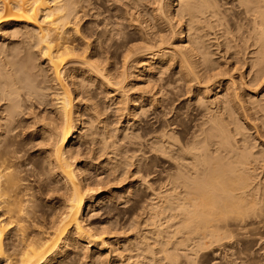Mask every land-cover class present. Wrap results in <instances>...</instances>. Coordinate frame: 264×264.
<instances>
[{
  "label": "bare ground",
  "instance_id": "6f19581e",
  "mask_svg": "<svg viewBox=\"0 0 264 264\" xmlns=\"http://www.w3.org/2000/svg\"><path fill=\"white\" fill-rule=\"evenodd\" d=\"M114 1L117 0H112L111 3ZM121 1L123 6H116L115 11L108 14L111 9L107 12L105 7L106 12L104 10L100 12L99 8L96 9L98 5L95 6L92 0H0V264H59L58 261L66 255L67 251L77 246L83 250L94 247V251H100V258L105 259L108 264L118 262L119 264H135L136 262L138 264H196L197 258L206 256L210 249L215 251L223 247L226 242L237 243L239 238L242 239L241 237L250 241V234L264 231V176L262 173L260 176V170L259 175L256 174L258 168L264 169V134L261 135L258 128L256 129L254 141L257 144L249 143L253 141V138L251 137L252 140L248 141L246 139L249 138L248 133L246 138L241 136V140L234 138L236 134L243 135L245 128L242 125L245 121L248 123L251 121L247 117L249 116L247 110L251 108L255 110L262 105L258 102L259 97L258 100L256 99L257 102L248 99L251 105L248 107L246 106L248 100L244 98L250 91L251 93L264 92V0H237L240 7H243L244 14H241L247 18L248 26L245 27L246 35L241 32L242 43H237L238 40H236V44L235 42L233 44L230 37L225 36L227 31H223L221 35L225 37L223 43L213 41L216 43H212L216 49L211 48L218 50L216 54L222 51L223 54L221 53L220 56L228 59L225 63L223 62L225 65L227 61L230 62L229 58L233 59L232 57H235L233 55L241 53L235 57L233 65L225 68L224 64L222 67L221 62L214 59V49L209 48L212 44L209 42L207 45L208 39L204 38L208 34L205 31L207 36H204L203 32V29L208 27L206 25L210 27L219 20L220 25L224 26L221 24L223 18L222 12L219 11L221 10L219 0ZM105 13L108 15L101 18ZM89 17L98 19V21L95 20L97 21L95 27L91 21L89 23ZM202 24L206 27L202 28ZM8 26L14 27L10 34L3 31ZM200 28L204 34L199 31ZM9 37L14 39L7 43L5 39ZM111 46L114 48L113 51L109 50V48L112 49ZM239 46L240 48L236 49ZM247 49H249V57L246 54ZM20 53L25 70L30 68L29 64L34 65L35 59H38V63L40 61L43 75L47 76L44 80L47 84L41 83L42 77V81L37 80V82L45 85L39 87L40 84H36L34 77L32 78L27 70L23 78L19 77L18 73L22 69L18 64ZM245 54L247 57L243 58ZM238 63L240 66H237ZM173 71L184 80L187 87L193 86L198 89L197 95L206 97L215 89L210 87L212 84L215 85L214 83L218 82L217 86H219L220 82L225 81L221 90L217 88L220 92L216 90L217 94L215 93L212 99L203 101L205 113L202 115L205 118L202 124L206 127L202 129L209 133L204 132L205 136L201 137L202 139L196 137L198 140L193 141V139L190 145L184 141L182 143L179 139L178 141L182 144L176 143L177 147L169 137L165 136L166 134L157 136L156 146L150 148L170 152L174 146L176 156L173 150L171 152L175 160L181 161L177 160L174 173L171 169L172 173L167 170L170 174L167 173L165 184L162 186L159 184L164 188L163 191H160L162 188L158 187L160 190L156 189L157 191L154 192L153 186L147 184L151 187L150 197L152 195L154 197H151L153 200L148 198L151 201L146 198L147 202L139 205L141 207L138 206V209L142 211L141 214L145 216L138 212L140 217L136 212L137 209L134 210L136 214L132 213L133 208L130 207L129 214L132 217L128 214L131 218L127 222L130 221L128 229L129 224L126 223L127 226L122 227L124 230L120 229L121 231L118 232L117 230L112 232L106 225L101 229L91 226L86 223L85 209L94 203L97 197L105 196L106 192L110 194L113 189L99 187L100 182V184L94 183L96 184V187L93 185L94 188L89 181L91 186L86 182L87 178L84 174L86 169H84L85 166L82 168L77 164L79 148L76 150L73 147L74 143L79 142L80 146L89 148L90 152L96 154L92 159L97 161L102 154L100 152L105 149L107 151V148H111L109 152L114 155V158L122 157V152H116L118 145L115 142L116 139L112 138L114 132H110V123L108 124L106 118L108 116H104V111L108 112L111 108L117 114L115 116L118 117L116 118L119 123L120 121L125 123L130 120L136 121L139 118L137 119L135 115H139L140 120H145V125L143 123V127L139 129L144 133L149 131L146 124L151 115L157 122L156 125L163 124L165 116H160L159 110L161 103L165 101L163 96L167 95V93L162 94L163 90L165 87L168 88L169 84L165 73L169 77ZM236 71H238L237 79L234 77ZM164 77L165 82H163ZM246 77H248L247 80ZM175 81H178L177 78ZM44 89L47 90L46 93ZM100 93L103 94L101 98H104L103 103L100 100L102 105L97 98L101 95ZM25 100L30 105L38 103L44 108L43 113L39 111L41 115L34 113L30 115L31 120L29 119L32 127L30 133L40 136L43 143L41 146H44L42 151L40 150V156L43 157V160H40L43 161L44 167L38 164L37 168L36 166L34 168L38 172L40 169L44 175L42 186L46 188L45 193L48 195L44 196L48 198L51 193H57L56 197H60L59 202L56 200L58 203H52L53 200L49 198L48 201L46 198L48 213L44 214V217H41L38 206L32 198L33 194L29 191L31 187L29 188L27 185L29 182H26L29 177L23 178L20 175L21 167L25 166L21 163V156L12 146L14 143H10L12 132L17 129L14 121H20L18 108L22 103L19 104V102H25ZM188 100L190 101V98ZM76 101L81 103L78 110L74 108ZM36 105L34 104V107ZM27 108L33 109L30 106ZM261 108L259 106L260 113L264 109ZM84 111L88 115L86 124L82 117ZM47 112L51 114L47 115ZM260 124L264 125V120ZM129 125H135V123L129 122ZM199 128L198 131L201 130ZM144 133L140 135L138 132L139 135L136 138ZM146 137L144 139L148 140L149 137ZM122 138L121 140H124ZM125 139L128 138L125 137ZM211 144L212 148H209ZM189 153L191 156H187ZM105 155L108 156L107 153ZM108 157L110 158V155ZM121 163L114 162L107 166L108 169L105 167L107 173L103 175L104 180H101L106 185L110 186V183L117 185L122 181L123 177L122 179L116 177L112 181L109 178L113 175L111 174L113 171H117ZM123 166L122 170H124ZM119 169L121 170L120 167ZM119 172H113L114 176ZM39 182L41 183V180ZM128 201L127 204L130 205ZM125 204L126 201L124 206ZM161 217L164 218V222L160 221ZM114 232L117 236L114 239L119 244L116 248H113L114 239L111 240ZM117 238H119L118 241ZM242 240L246 241V239ZM247 241L244 245L248 243ZM233 243L230 245L232 246ZM240 252L238 251L242 255V251ZM233 255L231 254V257ZM241 255L235 256L239 264L244 263L243 259H245L241 258ZM248 256H251L250 253ZM236 258H234L235 261ZM261 262L264 263V258L260 259ZM260 263L250 261L245 264ZM234 264L237 263L234 262Z\"/></svg>",
  "mask_w": 264,
  "mask_h": 264
},
{
  "label": "rangeland",
  "instance_id": "374dc122",
  "mask_svg": "<svg viewBox=\"0 0 264 264\" xmlns=\"http://www.w3.org/2000/svg\"><path fill=\"white\" fill-rule=\"evenodd\" d=\"M92 1H94V5L96 6V5H98V6H96V9L97 8H99L98 9V11H100L101 12V10H102V12H104L105 10V7L107 8V12H108V10H110L109 12H108V14L109 13H111V12H114L115 10V7L116 6H121L122 5V1L121 0H117V1H114V2H112L111 3V1L112 0H92ZM98 1V2H97ZM109 1H110V3H109ZM125 1V0H124ZM127 1H129V0H127ZM127 1H125V2H127ZM96 2V3H95ZM122 2V3H121ZM238 1L237 0H219L218 1V3L220 4V9L221 10H219V11H221L222 12V14H221V16H222V18L223 19H221L222 20V22L223 23H221V24H223L224 26H222V25H220V20H219V22H214L210 27H209V25H206L205 23V25L206 26H208L207 28H204V27H206L205 25L203 26V24L201 25V27L202 28H204L203 29V32L205 33V31L207 32V34H208V36H207V34L205 33H203L201 30H202V28H200V30L199 31H201V33L202 34H204V36H207V37H204L205 38V40H207L206 42H207V45L209 44V42H211V44L212 43H214V44H216V43H218V41H219V43H223L224 41V39H225V37H224V35L223 36H221L222 34H223V31L225 32V31H227V34L225 33V36L226 37H230L229 39L231 40V42L234 44V42H235V44H236V40H238V42L237 43H242L243 41L242 40H240V39H242L241 38V35L243 34V35H246V31H247V18H245L244 16L245 15H243L244 13L242 12V10H243V7L241 8L240 7V5H239V3H237ZM105 6H104V5ZM111 4H112V6H111ZM120 4V5H119ZM224 6H223V5ZM237 4V5H236ZM111 7H110V6ZM109 6V7H108ZM123 6V5H122ZM227 7V8H226ZM233 7V8H232ZM229 8H231V9H229ZM241 8V9H240ZM226 9H228V10H226ZM237 9V10H236ZM104 10V11H103ZM239 10V11H238ZM105 11V12H106ZM226 11V12H225ZM235 11V12H234ZM234 13V14H233ZM238 13V14H237ZM241 13H243V14H241ZM108 14H103L102 15V17L101 18H104V17H106ZM229 16H228V15ZM106 15V16H105ZM226 15V16H225ZM104 16V17H103ZM233 16V17H232ZM243 17H244V19H243ZM90 18V20H89V23H90V21H91V24L92 25H94V27H95V23L98 21V19H93V18H91V17H89ZM243 19V20H242ZM246 19V20H245ZM95 20H97V21H95ZM103 20V19H102ZM94 21V22H93ZM106 21V20H105ZM224 21H226V22H224ZM236 21V22H235ZM246 21V22H245ZM85 22V21H84ZM229 22V23H228ZM242 22V23H241ZM212 23V21L210 22V24ZM226 23V24H225ZM246 23V24H245ZM245 24V25H244ZM102 25V24H101ZM112 25H113V23H112ZM112 25H109V26H112ZM227 25V26H226ZM243 25V26H242ZM113 26H116V25H113ZM228 28V30H227V28ZM238 27V28H237ZM246 27V28H245ZM6 28V29H5ZM4 29H3V31H5L4 33H11L12 32V30H13V28L14 27H5ZM219 28V29H218ZM240 28V29H239ZM242 28V29H241ZM244 28V29H243ZM210 29V30H209ZM230 29V30H229ZM238 30V31H237ZM241 30V31H240ZM243 30V31H242ZM221 31H222V33H221ZM229 31V32H228ZM234 31V32H233ZM236 31V32H235ZM240 31V32H239ZM245 31V33H243ZM221 34H220V33ZM241 32H242V34H241ZM9 33V34H10ZM217 34H219V35H217ZM218 36H221V37H218ZM232 36V37H231ZM234 36V37H233ZM212 37V38H211ZM214 37V38H213ZM224 37V38H223ZM240 37V38H239ZM11 38V39H10ZM211 38V39H210ZM223 38V39H222ZM235 40H234V39ZM238 38V39H237ZM14 38H12V37H9V38H6L5 39V41L8 43V42H10V40H13ZM221 40V42H220V40ZM213 41H215V42H213ZM223 41V42H222ZM241 41V42H240ZM214 44H212L209 48H211V47H214L215 49H216V46L214 45ZM112 47V46H111ZM214 48H211V50H213ZM238 48H240V46L239 47H237L236 49H238ZM215 49L213 50L214 52V54H215V56H214V54L212 55V56H214L213 58L214 59H216V61L217 60H219V62H221V65H222V67H223V64L226 62V60H228V59H225V58H223L222 56H220L221 55V53L223 54V52L222 51H220V52H217V54H216V51H218V50H216L215 51ZM218 49H221V48H218ZM109 50H111V51H113L114 50V48L112 47V49L111 48H109ZM247 51V55H248V57H249V53H248V51H249V49H247L246 50ZM240 55H241V53H239ZM239 54L237 55H233V56H239ZM244 55L243 56V58H246L247 57V55ZM216 56H218V57H216ZM18 57H20L19 58V62H18V64L20 65V67L22 68L21 69V71H19V73H18V75H19V77L20 78H23L24 77V73H25V71L27 70V72H28V74L36 81V84H40L39 85V87L40 86H44L45 84H47V82L45 83L44 82V80L47 78V76L45 75H43L44 74V72L41 70V64H40V61H39V63H38V59H35L34 60V65H30L29 64V66H30V68L32 69H26L25 70V68H24V63H23V60H21V53H20V55L18 56ZM232 57V56H231ZM235 57H232L233 59H231V58H229V61L230 62H228L227 61V63H226V65L224 64V68L226 67V66H231V65H233V61L235 62ZM221 58V59H220ZM225 59V60H224ZM231 59V60H230ZM222 60V61H221ZM248 60H249V58H248ZM224 62V63H223ZM249 62V61H248ZM230 63V64H229ZM40 64V65H39ZM229 64V65H228ZM37 66V67H36ZM237 66H240V64L238 63L237 64ZM41 67V68H40ZM245 67H246V65L243 67V70L245 69ZM39 68V69H38ZM241 68V67H240ZM24 70V71H23ZM28 70H30L31 72H29ZM38 70H39V72H38ZM32 71L34 72V73H32ZM36 71V72H35ZM174 71H176V70H174ZM173 71V72H174ZM37 72L39 73V74H37ZM173 72L171 73V75H169V77L167 76V73H165L166 74V76L165 77H167V79L169 80V84L167 85L168 86V88H166L165 87V89L163 90V92L164 93H162L163 95L165 94L166 95V93H167V97L166 96H163V97H165L163 100H165L166 101V103H165V101L163 102V103H161L162 104V106H161V109L159 110V115L160 116H162V117H164L163 119H165L164 121L165 122H163V124H162V126H161V124H157L156 125V123L157 122H155L154 121V118H152V115L151 116H149L150 118H149V120L147 121V126H146V128H148L149 129V131H145V133L144 132H141L140 130V128H142L143 127V123H144V125H145V120L144 121H142L143 119H141L140 120V117H138L137 115H135L136 117H137V119L138 120H136V121H134V120H130L129 122H130V124H134L135 123V125H129V122L128 123H125L124 121H120V123L118 122V117L117 116H115V115H117L115 112H113V110L110 108V109H108L109 111L107 112L106 110L104 111V116H108V117H106L107 118V121H108V124L110 123V127H109V129L111 130L110 132L112 133V132H114V133H112L113 134V140H115V142H116V144L118 145V149H119V151H118V149L116 150V152H122L121 154H122V157H118V158H114L113 156L114 155H112V154H110L111 152H109V150H111V148L109 149V148H107V151H106V149L105 150H103V151H101L100 153H102L101 154V156H100V158H97L98 159V161L96 160V159H92V158H94L95 156H96V154L95 153H93V152H90V149L89 148H87L86 149V147L84 146V145H82V146H80V144H78L79 142H76V140L74 141V142H76V143H74V145H73V147L74 148H76V150L78 149L79 151H78V153H79V155L77 156V159H78V161H77V164L78 165H80L79 167H82V168H84V166H85V168L84 169H86V170H84V174L86 175V182L88 183V184H92V186L94 185H96V184H94V183H97V184H100V186L99 187H102V188H106V187H108L109 189L110 188H112L113 190H112V193L110 192V194H108L107 192L105 193V196L103 195L102 197L100 196V197H97L98 199H96L95 200V202L94 203H92L91 205H87L88 207H90V208H86L85 209V219H86V223H88V224H90L91 226H93V227H95V228H97V229H101V227L103 228V226L104 225H106L109 229H111L112 230V232H113V230H117V232L120 230V229H122V230H124V228H122V227H124V225L125 226H127L126 224H129L128 226H127V229H128V227L130 226V221H129V223H127L128 222V220H130L131 218H129V216H131L129 213L131 212L130 210H131V208H133L132 209V213L134 212V210H136V212H137V214L140 216V214H141V210H140V208L138 209V206L139 205H143L144 204V202L146 203L147 202V200H148V198L150 197V194H152V193H150L151 192V187L153 186V188H152V191H154V192H156L157 190L159 191L160 190V188L158 189V187H161L163 184H165V181L167 180V173H168V175L170 174V173H172V171H173V173L175 172L174 170H175V166L177 165V160H175V158H174V156H176L175 155V152L176 151H174L173 150V147L174 146H178L179 144L181 145L183 142L182 141H184V142H187V145H190L191 143H193V141H195V140H198V139H200L201 137H204L205 136V134H204V132L205 131H203V129H205V125H203L202 123H203V119L205 118L202 114H204L205 113V109H204V106H202L203 104H205L204 102H206V100H208V99H210L211 97L213 98L214 96H215V93L217 94V88L219 89V90H221V87H223V85H224V82L222 83V82H220V84H219V86H217L218 85V82L217 83H214L215 85H213L212 84V86H210V87H214L215 89H213L212 91H211V94H209V96L208 97H206V96H203V95H197V92H198V94H199V91H197L198 89H196V88H194L193 86H189V87H187L186 86V84H185V82H184V80L183 79H181L180 78V76L178 77V74H176V72H174V75H173ZM31 73V74H30ZM237 73H238V71H236V73L234 72V77L237 79ZM41 74V75H40ZM38 75H40V76H38ZM173 75V76H172ZM36 76H37V78H36ZM39 77H41V79L39 80ZM42 77H43V81H42ZM164 77V80H163V82H165L166 81V78ZM177 78V80L179 81H175L176 80V78ZM170 78V79H169ZM181 79V80H180ZM202 79V78H201ZM248 79V77H246V80ZM37 80L38 81H42L41 83H45V84H41V83H39V82H37ZM167 80V81H168ZM171 80V81H170ZM182 81V82H181ZM172 82V83H171ZM174 82V83H173ZM174 84V85H173ZM223 84V85H222ZM176 85H178V86H180V87H178V86H176ZM166 86V85H165ZM170 86V87H169ZM217 86V87H216ZM178 87V88H177ZM181 91H180V90ZM194 91H193V90ZM196 89V90H195ZM188 90H189V92H188ZM217 90V91H216ZM44 92L46 93L47 92V90L46 89H44ZM213 92V93H212ZM218 92H220V91H218ZM191 93V94H190ZM194 93V94H193ZM262 93H264V92H257V93H251V91H250V93L249 94H245L246 96H245V98L244 99H246V100H248V99H251V100H258V98H259V103H261L262 105H259V106H261L262 108H264V95H262ZM101 95H99L97 98H99V101L101 100L102 101V103H103V101H104V98L102 97L101 98V96H103V94L102 93H100ZM214 94V95H213ZM191 95V96H190ZM196 95V96H195ZM250 95V96H249ZM176 96V97H175ZM185 96V97H184ZM190 96V97H189ZM199 97V99H198V97ZM201 96H203L202 97V99H200L201 98ZM252 96H253V99H252ZM256 96V97H255ZM190 98V101L188 100L189 98ZM251 97V98H250ZM255 97V98H254ZM211 98V99H212ZM98 100V99H97ZM198 100H199V102H198ZM257 100H256V102H257ZM24 101V100H23ZM19 102V104H21L20 106H19V108H18V117L20 118V121H14V126L17 128V129H15L13 132L14 133H16V134H14L13 132H12V136H11V142L10 143H14L12 146L15 148V149H17L18 150V152H19V155L21 156V163H23L22 165H25V166H22L21 167V171H22V173L20 172V175H21V177H23V178H28L29 180H27L26 179V182L28 183L29 182V184H27L28 185V187L30 188L31 187V189H33L32 191H31V189L29 190L32 194H33V199L35 200V202H36V205L38 206V210L40 211L39 213H40V215H41V217H44V214H46V213H48L47 212V210H48V202H47V200L49 201L50 199H51V201L53 200V202L52 203H58L59 202V200H60V197H56V194L57 193H51L50 195H49V197L47 198V197H45V196H48V195H46V193L45 192H47V190H46V188L45 187H43L42 186V183H43V177H44V175H43V173H41L40 172V169H38L39 170V172L34 168L36 165H38V166H43L44 167V163H42L43 161H41V160H43V157L42 156H40L41 154H40V150L42 149V148H44V146H41L43 143H41L42 141H41V138H40V136H35V135H33V134H31L30 133V131H31V126H30V115H32V114H36V115H39V113H40V115L43 113V110H44V108H42L38 103H34L35 105L36 104H38V106H40V107H38L37 105L34 107V104L33 105H30V103L28 102V101H26L25 100V102ZM101 101H100V105H102L101 104ZM203 102V103H200V102ZM196 102H198V103H196ZM249 104H248V103ZM79 103V104H78ZM246 103H247V105L246 106H250L251 107V105H250V102H249V100L248 101H246ZM29 104V105H28ZM78 104V105H77ZM168 104V105H167ZM179 104V105H178ZM28 105V106H27ZM75 109L76 110H78L77 108H78V106H80L81 105V103L80 102H75ZM200 105V106H199ZM33 107V109H30V108H27V107ZM248 106V107H249ZM259 106L258 107H256L255 108V110H254V108L252 109H248L247 110V115H249V116H247V117H249L250 119H251V121H250V123H248L247 121H245V123H244V125H242V127L244 126V130H245V132H243L244 134V136L243 135H241V134H236V135H234V138H238V139H240V137L241 138H246V134H247V137H249V138H246V139H248V141L249 140H252V138H253V141H249V143H256L257 144V142H255L254 141V136H255V133H256V129L258 128V132L262 135V134H264V132H262L261 133V131H264V125H261L260 123H261V121L262 120H264V119H262V117H264V116H262V115H264V113H262V112H264V109H262L261 111V113H260V110H259ZM168 107V108H167ZM22 108V109H21ZM38 108V110H36ZM40 108V109H39ZM24 109H25V111H24ZM42 109V110H41ZM168 109V110H167ZM199 109V110H198ZM257 109V110H256ZM29 110V111H28ZM167 110V111H166ZM251 110H253L252 112H251ZM33 111V113H31V112ZM37 113H36V112ZM39 111H41V112H39ZM47 111L49 112V109H47ZM163 111V112H162ZM204 111V112H203ZM249 111H250V114H249ZM256 111V112H255ZM23 112V113H22ZM46 113L47 115H50L51 113ZM160 112H161V114H160ZM165 112V113H164ZM203 112V113H202ZM24 113H26V114H24ZM167 113V114H166ZM170 113V114H169ZM252 113V114H251ZM258 114V115H256V114ZM114 114V115H113ZM137 114H139V113H137ZM166 114V115H165ZM200 115V116H199ZM202 115V116H201ZM255 115V116H254ZM261 115V116H260ZM21 116V117H20ZM166 116H167V118H166ZM259 116H260V118H261V121L259 122V120H260V118H259ZM26 117H28V118H26ZM83 121L85 122V124L87 123V118H88V115L86 114V111H84V114H83ZM117 117V118H116ZM255 117V118H254ZM23 118V119H22ZM116 118V119H115ZM142 118V117H141ZM199 118V119H198ZM30 119V120H29ZM29 120V121H28ZM114 120V121H113ZM167 120H169V121H167ZM256 120V121H255ZM134 121V122H133ZM169 122L168 124H169V126H167L168 124H167V122ZM177 121V123H175ZM24 122V124H22ZM115 122V123H114ZM118 122V123H117ZM137 122V123H136ZM140 122V123H139ZM141 122H142V124H141ZM148 122H150L149 124H148ZM172 122V123H171ZM27 123H28V125H27ZM30 123V124H29ZM122 123V124H121ZM198 123V124H197ZM252 123V124H251ZM256 123V124H255ZM17 124V125H16ZM116 124V125H115ZM118 124V125H117ZM153 124H154V126H153ZM164 124H166V128L164 127ZM251 124V125H250ZM254 124V125H253ZM38 125V124H37ZM127 125V126H126ZM175 125V126H174ZM135 126V127H134ZM138 126V127H137ZM156 126V127H155ZM245 126H247V127H245ZM258 126V127H257ZM22 127V128H21ZM27 127V128H26ZM115 127L117 128V129H115ZM120 127V128H119ZM151 127V128H150ZM199 127H201V128H199ZM202 127H203V129H202ZM252 127H254V129L252 128ZM256 127V128H255ZM113 129V131H112V129ZM136 128L138 129V130H136ZM161 128V129H160ZM198 128L199 129H201V130H199L198 131ZM247 128V129H246ZM121 129V130H120ZM140 129V130H139ZM165 129H166V131H165ZM172 129V130H171ZM125 130H127V131H125ZM146 130V129H145ZM154 130V131H153ZM162 130V131H161ZM171 130V131H170ZM207 130V129H206ZM249 130H250V132H249ZM20 131V132H19ZM117 131V132H116ZM132 131V132H131ZM135 131H138L139 132V134L141 135L142 133H144L142 136H139V137H137L136 138V136H138L139 134H138V132L137 133H135ZM202 131V132H201ZM141 132V133H140ZM147 132H149V133H147ZM161 132V133H160ZM173 132H174V134H173ZM110 133V134H111ZM123 133H124V135H123ZM131 133V134H130ZM134 133V134H133ZM153 133H157V134H153ZM159 133V134H158ZM205 133H209L208 131H206ZM116 134V135H115ZM129 134V135H128ZM137 134V135H136ZM147 134H149V135H147ZM153 134V135H152ZM162 134H166L165 136L166 137H169V139H170V141L172 142V143H174V146L172 147V150H173V152H174V156H173V152H161V151H158V150H154V149H152V148H150L151 146H156V144H155V140H157L156 138H158L157 136H161ZM171 136H170V135ZM177 134V135H176ZM203 134V135H202ZM14 135H16V136H14ZM18 135V136H17ZM127 135V136H126ZM132 136V139H131V136ZM135 135V136H134ZM145 135V136H144ZM146 135H147V137H149L148 138V140L147 139H144L145 137H146ZM180 135V136H179ZM194 135V136H193ZM197 135V136H196ZM200 137H199V136ZM208 135V134H207ZM249 135V136H248ZM251 135V136H250ZM29 136V137H28ZM116 136V137H115ZM121 136H123V138H124V140H121ZM239 136V137H238ZM38 137V138H37ZM121 137V138H120ZM125 137L126 138H128V139H125ZM133 137H135V138H133ZM146 137V138H147ZM173 137H176V138H173ZM193 137V138H192ZM196 137H198V139H196ZM252 137V138H251ZM31 138V139H30ZM40 138V139H39ZM122 138V139H123ZM151 138V139H150ZM153 138H155V139H153ZM173 138V139H172ZM236 138V139H237ZM131 139V140H130ZM134 139H136V140H134ZM141 139V140H140ZM172 139V140H171ZM179 139H181V142H179L180 140ZM194 139V140H193ZM202 139V138H201ZM27 140V141H26ZM119 140V141H118ZM134 140V141H133ZM138 140V141H137ZM177 140V141H176ZM179 140V141H178ZM190 142H189V141ZM193 140V141H192ZM241 140V139H240ZM258 140H260L259 138H258ZM129 141V142H128ZM132 141V142H131ZM136 141V142H135ZM154 141V142H153ZM175 141V142H174ZM151 142H153V143H151ZM40 143V144H39ZM124 143V144H123ZM133 143V144H132ZM150 143H151V145H150ZM178 145H177V144ZM77 144V145H76ZM120 144V145H119ZM127 144V145H126ZM153 144V145H152ZM176 144V145H175ZM39 145H40V147H39ZM131 145V146H130ZM184 145H186V143L184 144ZM120 146V147H119ZM124 148V149H122V147ZM128 146V147H127ZM140 146V147H139ZM33 147V148H32ZM36 147V148H35ZM85 147V148H84ZM176 147H174V148H176ZM120 148H121V151H120ZM140 148V149H139ZM209 148H212V144L211 145H209ZM80 150L82 151L81 153H80ZM123 150H126L125 152H123ZM138 150V151H137ZM42 151V150H41ZM106 151V152H105ZM130 151V152H129ZM109 152V153H108ZM130 154H129V153ZM88 153V154H87ZM93 153V154H92ZM105 153H107L108 154V156L110 155V158L107 156V155H105L104 156V154ZM98 154V153H97ZM127 154V155H126ZM149 154V155H148ZM91 155V156H90ZM95 155V156H94ZM112 155V156H111ZM132 155V156H131ZM171 155L173 156V157H171ZM94 156V157H93ZM107 156V157H106ZM118 156V155H117ZM129 158V159H127V157ZM131 156V157H130ZM187 156H191V154L189 153V155L187 154ZM41 157V158H40ZM102 157V158H101ZM105 159H104V158ZM116 157V156H115ZM171 157V158H170ZM108 158V159H107ZM111 158H114V159H111ZM120 158H121V161H119L120 160ZM125 158H126V160H125ZM166 158V159H165ZM41 159V160H40ZM109 159H111V160H109ZM170 159V160H169ZM25 160V161H24ZM106 160V161H105ZM116 160H118V161H116ZM122 160L125 162H122ZM130 160V161H129ZM138 160V161H137ZM143 162H142V161ZM167 160H168V162H167ZM174 160V161H173ZM24 161V162H23ZM97 161V162H96ZM173 163L172 165H171V163ZM178 161H181V160H178ZM40 162L42 163V164H40ZM107 162V163H106ZM117 163V162H119V163H121V165L124 167L123 169L124 170H122V166L120 165L119 167L121 168V170L124 172H122L120 169H119V167H118V169H117V171L119 172H121L122 174H120V172L118 173V175L117 174H115L116 176H114V173H117V171H113L111 174H113V175H110L109 176V178L111 179V181L112 180H114L116 177H118V178H121L122 179V177H123V179H122V181L121 182H119V183H121L120 185H119V183H117V185L114 183V185H112V183H110V186L109 185H106V183H104V181H102V180H104V177H103V175L105 176L106 175V173H107V169H108V167L107 166H109V165H112L113 163ZM130 162V163H129ZM141 162V163H140ZM110 163V164H109ZM128 163V164H127ZM133 163V164H132ZM144 163V164H143ZM89 164V165H88ZM105 164H108V165H105ZM132 164V165H131ZM140 164V165H139ZM167 164H168V166H167ZM175 164V165H174ZM138 165V167H140V168H138V167H136ZM164 165V166H163ZM129 168H128V167ZM135 168H134V167ZM30 167V168H29ZM107 169H106V168ZM127 167V168H126ZM130 167H131V169H130ZM167 167H169L168 169H167ZM23 168V169H22ZM25 168V169H24ZM36 168H37V166H36ZM137 168V169H136ZM155 169V170H154ZM170 169L172 170V171H170ZM34 172H33V171ZM128 170V171H127ZM166 170V171H165ZM167 170L170 172H167ZM259 170H260V176H261V173H262V176H264V169H262L261 170V168H258L256 171V174H258L259 175ZM149 171V172H148ZM33 172V173H32ZM127 172L130 174L131 172V174H132V176H131V174L129 175V174H127ZM136 172V174H134ZM139 172V173H138ZM161 172V173H160ZM163 172V173H162ZM25 173V174H24ZM100 173V174H99ZM139 175H138V174ZM154 173V174H153ZM32 174H33V176H32ZM38 174V175H37ZM124 174H126L125 176H124ZM166 174V175H165ZM42 175V176H41ZM99 175V176H98ZM136 175V176H135ZM141 175V176H140ZM151 175V176H150ZM25 176V177H24ZM27 176V177H26ZM95 176H97V177H95ZM102 178H101V177ZM112 176H114V177H112ZM121 176V177H120ZM148 176V177H147ZM162 176V177H161ZM37 177L39 178V179H37ZM130 177H132V178H130ZM145 177V178H144ZM169 177V176H168ZM90 178V179H89ZM142 178V179H141ZM35 179V180H34ZM97 179V180H96ZM102 179V180H101ZM145 179V180H144ZM41 180V183L39 182V181ZM165 180V181H164ZM90 183H89V182ZM102 181V182H101ZM145 181V182H144ZM161 181H162V183H161ZM93 182V183H92ZM100 182V183H99ZM103 183V184H102ZM124 183V184H123ZM141 183V184H140ZM146 183V184H145ZM151 183V184H150ZM31 184V185H30ZM33 184V185H32ZM38 186H37V185ZM41 184V185H40ZM91 184H90V186H91ZM104 184H105V186H104ZM147 184H149L151 187H149ZM161 186H160V185ZM30 185V186H29ZM112 185V186H111ZM127 185H129V186H127ZM132 185V186H131ZM40 186V187H39ZM41 186H42V188H41ZM93 186V187H94ZM117 186H119L118 188H116ZM142 186V187H141ZM148 186V187H147ZM96 187V186H95ZM94 187V188H95ZM115 187V188H114ZM138 187V188H137ZM98 188V187H97ZM102 188H100V189H102ZM149 190H148V189ZM162 189L160 190V191H163L164 190V188L163 187H161ZM109 189H106V190H109ZM147 189V190H146ZM157 189V190H156ZM43 190V191H42ZM105 190V189H104ZM128 190H130L129 192H128ZM156 190V191H155ZM44 192V193H43ZM138 192V193H137ZM148 192H149V194H148ZM153 192V193H154ZM43 194V195H40V194ZM52 194H53V196H54V194H55V196L53 197L52 196ZM107 194V195H106ZM114 194V195H113ZM121 194V195H120ZM45 195V196H44ZM123 195V196H122ZM128 195H130V196H128ZM40 196V197H39ZM59 196V195H58ZM113 196V197H112ZM125 196V197H124ZM128 196V197H127ZM137 196H138V200H139V198H140V200L138 201L137 200ZM53 197V198H52ZM135 197V198H134ZM144 197V198H143ZM151 197H154V195H152ZM149 198V199H151V200H153L152 198ZM43 198V199H42ZM46 198H47V200H46ZM50 198V199H49ZM100 198V199H99ZM109 198V199H108ZM110 198H111V200H110ZM133 198H134V200H133ZM146 198H147V200H146ZM130 200L131 199V201L133 200L134 202H135V204L137 203V201H138V205L136 204H133L132 205V203H134L133 201L131 202V201H128V200ZM146 201H145V200ZM37 200V201H36ZM45 200V201H44ZM56 200H58V202L56 201ZM119 200V201H118ZM121 200V201H120ZM122 200H123V202H122ZM137 200V201H136ZM142 200V201H141ZM151 200H148V201H151ZM98 201V202H97ZM125 201H126V204H125V206H124V203H125ZM127 201L128 202H130V205H128L127 204ZM118 202V203H117ZM45 203V204H44ZM141 203V204H140ZM143 203V204H142ZM47 204V205H46ZM40 205V206H39ZM94 205V206H93ZM120 205V206H119ZM122 205V206H121ZM129 206V208L127 209V207ZM134 206V207H133ZM137 208H136V207ZM126 207V208H125ZM131 207V208H130ZM139 207H141V206H139ZM40 208V209H39ZM95 208V209H94ZM130 209V210H129ZM88 210V211H87ZM99 210V211H98ZM139 210V211H138ZM44 211V212H43ZM43 212V213H42ZM136 212H134L135 214H136ZM138 212H140V214L138 213ZM39 213L37 212V214L39 215ZM94 213V214H93ZM131 213V214H132ZM93 214V215H92ZM128 214H129V216H128ZM143 214V213H142ZM141 214V215H142ZM39 215V216H40ZM144 215V214H143ZM142 215V216H143ZM145 216V215H144ZM40 217V218H41ZM87 217V218H86ZM90 217V218H89ZM101 217V218H100ZM117 217V218H116ZM132 217V216H131ZM141 217V216H140ZM110 218V219H109ZM127 218H129V219H127ZM161 220V222H164V218H160ZM163 219V220H162ZM110 220V221H109ZM116 221V222H115ZM109 222V223H108ZM117 223V224H116ZM126 223V224H125ZM100 224H102V225H100ZM98 225V226H97ZM110 226V227H109ZM112 226V227H111ZM98 227H100V228H98ZM114 227H115V229H114ZM121 227V228H120ZM125 230H126V227H125ZM121 231V230H120ZM120 233V232H119ZM119 233H118V236H119ZM114 234V236L112 235L111 236V240H113L114 238H116L117 236L115 235V232L113 233ZM238 237H241V236H238ZM242 239H246V241H247V238H243V237H241ZM249 238H250V241L248 240L247 242V244H245L246 246H247V248H248V250H250V251H248V250H246L247 248H246V246L244 245V243H246V241L244 242V240H242V239H238V238H236V239H238V241H239V243H238V241H237V243H235V241H232V242H226L227 243V245H226V243H225V245L223 246V247H220L219 249H217V250H215V251H213V249H210L209 251L210 252H208L207 254H206V256H204V257H202L201 259H200V257H198L197 258V262H196V264L198 263V264H234V262L235 263H237V264H239L237 261H238V259L235 257L236 255H241V254H239L238 253V251L240 252V251H242V255L240 256L241 258H245V259H243L244 260V263H242V264H245L246 262L248 263V262H250V261H256V262H259L260 263V259H262V258H264V256H262V255H264V254H262V253H264V231H256V232H254V233H252V234H250L249 235ZM118 239L119 238H117V241H118ZM243 241V242H242ZM113 242H115L114 243V245H113V248H116V247H118L119 246V244L115 241V239L113 240ZM234 242V243H233ZM120 243H122V242H120ZM233 243V248H232V246L230 245V244H232ZM242 243V244H241ZM229 244V245H228ZM236 246H235V245ZM116 245H118V246H116ZM240 245V246H239ZM242 246V247H241ZM226 247V248H225ZM238 247V249H236ZM77 248H78V250H77ZM223 250H222V249ZM233 250H232V249ZM242 248V249H241ZM81 249V250H80ZM91 249V250H90ZM229 249V250H228ZM241 249V250H240ZM244 249V250H243ZM83 249L82 248H80V246H77V247H74L73 249H71V250H69V251H67V253H66V255H64L58 262H59V264H62V263H64V260L66 261L64 264H108L107 263V261L104 259H101L100 258V255H99V252L98 251H94L95 249H94V247H90L89 249H87V248H85L83 251H82ZM86 250V252L84 253V251ZM212 250V251H211ZM227 252H225V251ZM230 250H232V251H230ZM236 250H238V251H236ZM245 250H246V252H245ZM91 251V252H90ZM220 251H222V252H220ZM229 251V252H228ZM233 251H234V255H233ZM243 251H244V253H243ZM105 252V251H104ZM214 252V253H213ZM232 252V253H231ZM236 252H237V254H236ZM248 252V253H247ZM84 253V254H83ZM86 253H87V255H86ZM97 253V254H96ZM210 253V254H209ZM212 253V254H211ZM229 253H231L233 256L231 257V254H229ZM241 253V252H240ZM246 253V254H245ZM249 253H250V255L251 256H248L249 255ZM76 254V255H75ZM90 254V255H89ZM226 254V255H225ZM236 254V255H235ZM256 256V258H258V259H256L254 256ZM262 254V255H261ZM68 255V256H67ZM78 255V256H77ZM87 257H86V256ZM89 255V256H88ZM95 255H97L99 258H97V256H94ZM260 255V256H259ZM92 256V257H91ZM227 256V257H226ZM246 256V257H245ZM247 256H248V258H247ZM65 257H67V258H65ZM78 257V258H77ZM79 257H80V259H79ZM229 257V258H228ZM231 257V258H230ZM254 257V258H253ZM260 257V258H259ZM95 258H97V259H95ZM232 258H233V260H232ZM234 258H236L237 260L235 261L234 260ZM240 258V259H241ZM250 258L252 259L253 258V260H250ZM63 259V260H62ZM72 259V260H71ZM79 259V260H78ZM88 259V260H87ZM92 259V260H91ZM229 259V261L231 260V261H233V263L230 261V263H229V261H227ZM62 260V261H61ZM68 260V261H67ZM82 260V261H81ZM87 260V261H86ZM95 260V261H94ZM99 260V261H98ZM101 260V261H100ZM246 260H248V261H246ZM73 261V262H72ZM77 261V262H76ZM89 261H92V262H90L89 263ZM106 261V262H105ZM246 261V262H245ZM69 262V263H68ZM76 262V263H75ZM85 262H87V263H85ZM96 262H98V263H96ZM100 262V263H99ZM226 262V263H225ZM117 263V262H116ZM137 263V262H136ZM135 263V264H136ZM262 263V262H261ZM260 263V264H261ZM117 264H119V262L117 263ZM138 264V263H137ZM262 264H264V263H262Z\"/></svg>",
  "mask_w": 264,
  "mask_h": 264
}]
</instances>
